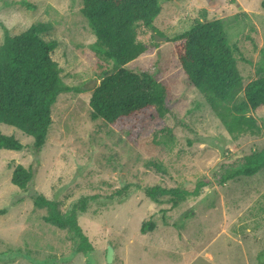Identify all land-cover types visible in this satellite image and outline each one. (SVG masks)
<instances>
[{
	"label": "rangeland",
	"instance_id": "374dc122",
	"mask_svg": "<svg viewBox=\"0 0 264 264\" xmlns=\"http://www.w3.org/2000/svg\"><path fill=\"white\" fill-rule=\"evenodd\" d=\"M262 1L162 3L156 31H139L148 52L125 68L157 79L167 89L171 108L134 144L90 117L101 61L90 49L95 33L81 12V0H0V45L5 29L17 36L34 24H51L40 37L57 41L52 57L70 88L52 107L39 172L26 190L12 184V175L16 166L33 161V138L0 126L24 146L0 150V264H264V168L224 186L214 178L223 163L264 149V111L252 114L258 135L231 136L204 94L188 83L177 59L180 42L173 40L203 11L209 21L222 22L243 77L230 101L221 104L230 109L244 100L248 83L264 76ZM159 32L165 39L154 41ZM202 181L210 183L177 206L170 195L156 203L147 194L156 186L193 191ZM37 195L76 214L93 247L90 253L78 252L72 233L43 220L47 210L34 206ZM143 223H154V229L143 234Z\"/></svg>",
	"mask_w": 264,
	"mask_h": 264
},
{
	"label": "trees",
	"instance_id": "16d2710c",
	"mask_svg": "<svg viewBox=\"0 0 264 264\" xmlns=\"http://www.w3.org/2000/svg\"><path fill=\"white\" fill-rule=\"evenodd\" d=\"M173 1L176 0H81V12L95 33L90 49L101 61L97 66L101 82L92 92L90 117L102 119L134 144L139 143L153 124L165 119L171 106L167 89L157 79L147 72L127 70L125 65L146 55L148 48L139 40V31L142 28L156 31L154 21L163 11L162 3ZM22 4L30 10L35 8L25 1ZM261 5L264 8V1ZM51 28V24H34L17 36L5 29L0 45V126H12L33 138V161L28 167L16 166L12 175V184L22 190L32 184L39 172L40 155L53 124L52 107L61 93L70 91L63 82L59 64L52 57L57 41L40 37ZM152 38L156 41L154 35ZM173 40L180 42L177 59L188 83L204 94L228 133L233 137L258 135L259 127L252 114L264 111V76L246 85L242 102L230 109L221 107L243 82L222 22L209 21L203 11L188 31ZM23 148L14 136L0 129V150ZM149 164L162 169L157 162ZM263 168L264 149L223 163L214 172V178L218 185L224 186L242 176L252 177ZM208 183L198 182L193 191L156 186L149 188L147 194L156 203L170 195L173 206H177L188 196H198ZM33 202L37 209L47 210L43 216L46 223L73 234L78 252L92 251L76 214L66 213L59 203L43 195L35 196ZM148 229L152 231L154 223L142 224L143 234Z\"/></svg>",
	"mask_w": 264,
	"mask_h": 264
},
{
	"label": "water",
	"instance_id": "95a60500",
	"mask_svg": "<svg viewBox=\"0 0 264 264\" xmlns=\"http://www.w3.org/2000/svg\"><path fill=\"white\" fill-rule=\"evenodd\" d=\"M162 39H165V38H163L161 36H158V35H155V40L156 41H159V40H162ZM107 261H108V263H111L113 261V249L111 247H109V249H108Z\"/></svg>",
	"mask_w": 264,
	"mask_h": 264
}]
</instances>
